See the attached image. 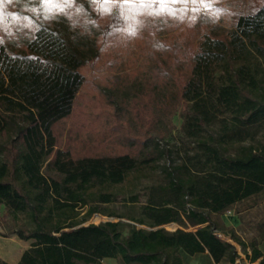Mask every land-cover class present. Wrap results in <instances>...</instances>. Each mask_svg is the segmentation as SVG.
Returning <instances> with one entry per match:
<instances>
[{
	"label": "trees",
	"instance_id": "16d2710c",
	"mask_svg": "<svg viewBox=\"0 0 264 264\" xmlns=\"http://www.w3.org/2000/svg\"><path fill=\"white\" fill-rule=\"evenodd\" d=\"M53 3L11 0L0 23V217L30 240L16 264H239L211 214L264 188V0ZM179 106L184 158L145 184Z\"/></svg>",
	"mask_w": 264,
	"mask_h": 264
},
{
	"label": "rangeland",
	"instance_id": "374dc122",
	"mask_svg": "<svg viewBox=\"0 0 264 264\" xmlns=\"http://www.w3.org/2000/svg\"><path fill=\"white\" fill-rule=\"evenodd\" d=\"M182 107H178L175 115L172 117V122L174 126L165 135L163 142H165L171 149L172 154L170 157H162L157 160V167L151 168L149 176L144 180L145 184H157L163 181L164 174L161 171V167L164 164H175L182 162L185 152V144L183 143L180 125L182 123L183 117L181 112ZM15 118L20 123L25 122L24 114L22 112H16ZM264 136V130L260 133L259 138ZM120 187L126 191L133 190L131 183V177L127 178ZM114 204H109L112 207ZM120 209V207L115 204L113 208ZM2 210L0 211V214ZM213 219L218 228L217 234L232 242L236 246L238 252V257L236 262L239 264H258L257 261H251L241 249L240 245L237 244L229 235V232H234L237 234L246 244L254 242L256 246L264 252V190L250 199H246L243 202L236 205L230 211H225L224 213L212 214ZM116 218L103 215L100 213H94L87 222L98 223L103 220ZM25 219L11 220L2 219L0 217V264L2 260L7 261L9 264H16L22 251L29 246L30 240H23L19 238L16 234H10L9 231L12 227L22 225ZM140 226V225H139ZM180 225L176 222H170L164 225L165 228L172 230ZM188 229H192V226L188 225ZM250 252V248L248 247ZM193 261H199L201 264H206L202 256H197ZM82 264V263H81ZM91 264H117V260L114 258H103ZM221 264H230L229 262L223 261Z\"/></svg>",
	"mask_w": 264,
	"mask_h": 264
},
{
	"label": "crops",
	"instance_id": "0c3cea01",
	"mask_svg": "<svg viewBox=\"0 0 264 264\" xmlns=\"http://www.w3.org/2000/svg\"><path fill=\"white\" fill-rule=\"evenodd\" d=\"M263 190H264V188L261 191H263ZM259 193H257V194H259ZM257 194H255V195H257ZM255 195H252V196L254 197ZM252 196H250V197H252ZM250 197H247V198H245L243 200H240V201L236 202L232 207H230V209H233L236 205H238L239 203L243 202L244 200L250 199ZM224 212H222V213H224ZM212 214H216V213H212ZM212 214H211V216H212ZM212 218H213V216H212ZM194 228L195 227L192 226V229H194ZM199 255L204 258V261L206 262V264H221V263H223V261H226V262H229L230 264H232L227 258H223L219 262H215L207 250L202 251V252H197V253H194V254H185V253H183L182 254V258H183V260H184V262L186 264H201L199 261H193V259L195 257L199 256ZM106 258H110V257H106Z\"/></svg>",
	"mask_w": 264,
	"mask_h": 264
},
{
	"label": "snow or ice",
	"instance_id": "6c2138e0",
	"mask_svg": "<svg viewBox=\"0 0 264 264\" xmlns=\"http://www.w3.org/2000/svg\"><path fill=\"white\" fill-rule=\"evenodd\" d=\"M11 2V0H0V23L3 22L4 18H5V14H4V10H3V6L5 3ZM64 2L67 4L70 2V0H64ZM41 3L46 5L45 10L46 11H51L53 7H58V5L53 3V0H41ZM206 7L209 5H205ZM32 11H36L35 8L31 9ZM61 11H63V8H60ZM13 19H16V17H13ZM3 43L2 38H0V44Z\"/></svg>",
	"mask_w": 264,
	"mask_h": 264
},
{
	"label": "built area",
	"instance_id": "2783aa9c",
	"mask_svg": "<svg viewBox=\"0 0 264 264\" xmlns=\"http://www.w3.org/2000/svg\"><path fill=\"white\" fill-rule=\"evenodd\" d=\"M226 211H230V209L226 210Z\"/></svg>",
	"mask_w": 264,
	"mask_h": 264
}]
</instances>
